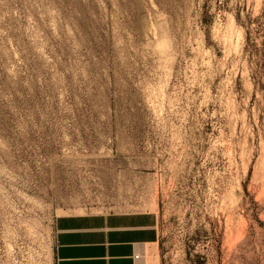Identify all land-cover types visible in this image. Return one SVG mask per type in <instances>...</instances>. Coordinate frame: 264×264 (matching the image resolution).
<instances>
[{
	"label": "rangeland",
	"instance_id": "374dc122",
	"mask_svg": "<svg viewBox=\"0 0 264 264\" xmlns=\"http://www.w3.org/2000/svg\"><path fill=\"white\" fill-rule=\"evenodd\" d=\"M65 215L264 264V0H0V264H54Z\"/></svg>",
	"mask_w": 264,
	"mask_h": 264
},
{
	"label": "crops",
	"instance_id": "0c3cea01",
	"mask_svg": "<svg viewBox=\"0 0 264 264\" xmlns=\"http://www.w3.org/2000/svg\"><path fill=\"white\" fill-rule=\"evenodd\" d=\"M55 239L54 264H148L147 245L159 244L158 237L148 236L146 220L113 215L62 216Z\"/></svg>",
	"mask_w": 264,
	"mask_h": 264
},
{
	"label": "built area",
	"instance_id": "2783aa9c",
	"mask_svg": "<svg viewBox=\"0 0 264 264\" xmlns=\"http://www.w3.org/2000/svg\"><path fill=\"white\" fill-rule=\"evenodd\" d=\"M141 257H142V256H141L140 253H138V254L135 255V258H136V259H140Z\"/></svg>",
	"mask_w": 264,
	"mask_h": 264
}]
</instances>
